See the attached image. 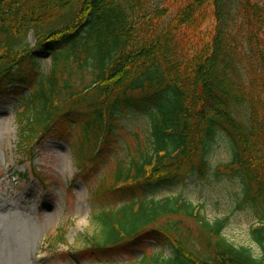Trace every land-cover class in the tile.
<instances>
[{
  "label": "trees",
  "instance_id": "16d2710c",
  "mask_svg": "<svg viewBox=\"0 0 264 264\" xmlns=\"http://www.w3.org/2000/svg\"><path fill=\"white\" fill-rule=\"evenodd\" d=\"M22 83L15 121L28 158L80 110L70 143L77 178L115 141L122 114L147 111L146 141L110 163L96 201L178 181L186 165L203 174L213 143L227 137L230 158L217 173L234 167L237 208L257 217L249 233L259 255L223 235L228 215L210 220L182 195L139 191L93 209L82 248L154 238L160 250L93 264H264V0H0V93ZM52 241L66 244V232Z\"/></svg>",
  "mask_w": 264,
  "mask_h": 264
},
{
  "label": "rangeland",
  "instance_id": "374dc122",
  "mask_svg": "<svg viewBox=\"0 0 264 264\" xmlns=\"http://www.w3.org/2000/svg\"><path fill=\"white\" fill-rule=\"evenodd\" d=\"M30 40L33 42L31 36ZM38 55L40 68L47 71L50 58L46 53ZM26 92V84L22 83L6 85L0 93V264L124 263L137 260L144 250L157 252L160 246L154 238L130 241L93 253L82 248L81 234L92 230V210L104 204H117L121 199L138 195L139 191H143L146 198L155 199L182 195L210 220L228 215L230 219L223 235L235 245L247 246L255 255L260 254L259 246L249 233L251 226L257 223L256 214L251 208H237L242 189L238 178L229 175L234 167H225L217 173V168L230 158L227 137L223 133L207 155L208 168L203 174H199L195 166L186 165L178 181L122 194L114 191L105 200L96 201L93 191L110 163L127 155L128 143L146 141L150 127L147 111L134 108L122 114L115 141L77 178L79 170L70 143L76 131L72 123L80 117V110L70 122H65L69 130L41 139L34 147L33 157L28 158L26 148H18L15 121L18 98ZM34 168L45 183L34 176ZM58 228L66 232V244L53 245ZM168 253L165 249V254Z\"/></svg>",
  "mask_w": 264,
  "mask_h": 264
}]
</instances>
